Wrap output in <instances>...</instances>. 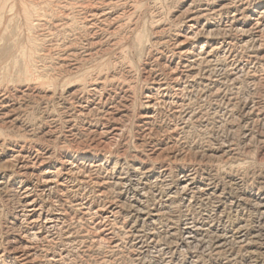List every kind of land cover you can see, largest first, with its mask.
I'll return each mask as SVG.
<instances>
[{
	"label": "rangeland",
	"instance_id": "374dc122",
	"mask_svg": "<svg viewBox=\"0 0 264 264\" xmlns=\"http://www.w3.org/2000/svg\"><path fill=\"white\" fill-rule=\"evenodd\" d=\"M0 264H264V0H0Z\"/></svg>",
	"mask_w": 264,
	"mask_h": 264
},
{
	"label": "bare ground",
	"instance_id": "6f19581e",
	"mask_svg": "<svg viewBox=\"0 0 264 264\" xmlns=\"http://www.w3.org/2000/svg\"><path fill=\"white\" fill-rule=\"evenodd\" d=\"M187 185H188V184H186V186H187ZM184 186H185V185H184ZM184 186H183V187H184ZM183 187H181V188L183 189ZM193 229H194V228H193ZM192 234H193V233H192ZM231 240H232V239H231ZM258 240H259V239H258Z\"/></svg>",
	"mask_w": 264,
	"mask_h": 264
}]
</instances>
